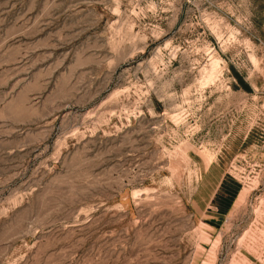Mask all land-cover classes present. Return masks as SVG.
<instances>
[{
    "label": "rangeland",
    "instance_id": "374dc122",
    "mask_svg": "<svg viewBox=\"0 0 264 264\" xmlns=\"http://www.w3.org/2000/svg\"><path fill=\"white\" fill-rule=\"evenodd\" d=\"M0 264H264V0H0Z\"/></svg>",
    "mask_w": 264,
    "mask_h": 264
},
{
    "label": "crops",
    "instance_id": "0c3cea01",
    "mask_svg": "<svg viewBox=\"0 0 264 264\" xmlns=\"http://www.w3.org/2000/svg\"><path fill=\"white\" fill-rule=\"evenodd\" d=\"M216 168V164L209 160L202 167V176L195 181L191 201L198 209L206 210L210 208L220 212L224 209V204L230 203L234 196L235 189L232 190L228 184V180L224 177V171H219L217 176L212 179L211 175H214Z\"/></svg>",
    "mask_w": 264,
    "mask_h": 264
}]
</instances>
